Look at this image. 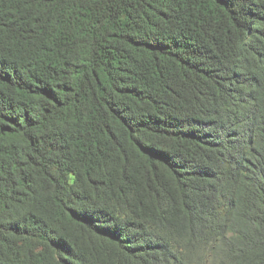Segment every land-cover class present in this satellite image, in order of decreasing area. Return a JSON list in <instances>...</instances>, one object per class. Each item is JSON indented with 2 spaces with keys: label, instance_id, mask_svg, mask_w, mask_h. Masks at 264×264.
<instances>
[{
  "label": "trees",
  "instance_id": "obj_1",
  "mask_svg": "<svg viewBox=\"0 0 264 264\" xmlns=\"http://www.w3.org/2000/svg\"><path fill=\"white\" fill-rule=\"evenodd\" d=\"M0 264H264V0H0Z\"/></svg>",
  "mask_w": 264,
  "mask_h": 264
}]
</instances>
